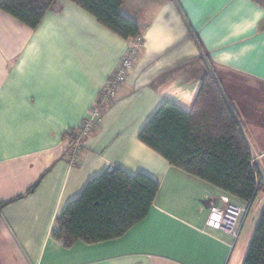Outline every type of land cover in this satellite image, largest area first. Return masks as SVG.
<instances>
[{"label": "crops", "instance_id": "obj_1", "mask_svg": "<svg viewBox=\"0 0 264 264\" xmlns=\"http://www.w3.org/2000/svg\"><path fill=\"white\" fill-rule=\"evenodd\" d=\"M138 23L124 39L70 0L31 28L0 9V264H243L264 193L237 238L207 225L231 196L140 141L165 101L192 108L204 54L236 108L254 161L264 169V0H125ZM140 43L133 68L72 163L64 134L79 128L120 56ZM118 167L160 183L142 221L108 241L66 247L57 217L88 181Z\"/></svg>", "mask_w": 264, "mask_h": 264}, {"label": "trees", "instance_id": "obj_2", "mask_svg": "<svg viewBox=\"0 0 264 264\" xmlns=\"http://www.w3.org/2000/svg\"><path fill=\"white\" fill-rule=\"evenodd\" d=\"M124 39L139 38L138 23L120 13L125 0H70ZM57 0H0V9L31 28L40 25ZM207 71L192 108L165 101L145 123L139 139L181 168L252 205L264 193V169L255 161L239 114L221 88L209 54ZM107 105L104 111L110 106ZM76 129V128H74ZM67 154L74 138L68 131ZM46 173V172H45ZM45 173L31 186L33 192ZM158 180L114 167L94 177L57 217L53 235L66 247L77 241L98 243L119 238L147 217L159 191ZM26 194L0 203L1 210ZM243 264H264V208Z\"/></svg>", "mask_w": 264, "mask_h": 264}, {"label": "built area", "instance_id": "obj_3", "mask_svg": "<svg viewBox=\"0 0 264 264\" xmlns=\"http://www.w3.org/2000/svg\"><path fill=\"white\" fill-rule=\"evenodd\" d=\"M139 46L140 43L135 47L128 48L120 56L115 69L99 91L96 102L90 109L87 118L79 128L68 130V133L74 138V144L69 157L72 163H75L79 158L85 138H87L101 122L104 108L116 99L119 88L124 83L135 64ZM248 211L249 206L243 207L231 201L226 202L220 207L212 206L208 214L207 225L214 229L222 230L234 238H237L240 234L244 215L248 213Z\"/></svg>", "mask_w": 264, "mask_h": 264}, {"label": "rangeland", "instance_id": "obj_4", "mask_svg": "<svg viewBox=\"0 0 264 264\" xmlns=\"http://www.w3.org/2000/svg\"><path fill=\"white\" fill-rule=\"evenodd\" d=\"M248 206H249V204H248ZM248 206H247V207H248ZM250 207H251V206H249V209H250Z\"/></svg>", "mask_w": 264, "mask_h": 264}]
</instances>
